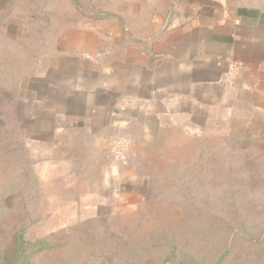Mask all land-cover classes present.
<instances>
[{"label":"rangeland","instance_id":"1","mask_svg":"<svg viewBox=\"0 0 264 264\" xmlns=\"http://www.w3.org/2000/svg\"><path fill=\"white\" fill-rule=\"evenodd\" d=\"M116 7L0 0V263L264 264V111L239 112L204 143L63 127L60 56L78 31L116 22Z\"/></svg>","mask_w":264,"mask_h":264},{"label":"crops","instance_id":"2","mask_svg":"<svg viewBox=\"0 0 264 264\" xmlns=\"http://www.w3.org/2000/svg\"><path fill=\"white\" fill-rule=\"evenodd\" d=\"M116 3V22L78 31L60 56L69 63V87L54 91L63 127L204 143L239 112L264 111V0ZM86 51L105 54L92 63L78 56ZM232 61L241 66L228 77Z\"/></svg>","mask_w":264,"mask_h":264},{"label":"built area","instance_id":"3","mask_svg":"<svg viewBox=\"0 0 264 264\" xmlns=\"http://www.w3.org/2000/svg\"><path fill=\"white\" fill-rule=\"evenodd\" d=\"M99 57V55H86L85 58L87 60H96V58ZM240 63L236 62V61H232L229 63L228 65V69H227V76L228 77H231L233 76L234 74H236L238 72V70L240 69ZM127 146H128V143L126 141H123V140H119L117 141L115 144H114V147H113V151H114V155H115V158L116 159H123L124 158V153L126 152L127 150Z\"/></svg>","mask_w":264,"mask_h":264},{"label":"trees","instance_id":"4","mask_svg":"<svg viewBox=\"0 0 264 264\" xmlns=\"http://www.w3.org/2000/svg\"><path fill=\"white\" fill-rule=\"evenodd\" d=\"M88 2H90V0H88ZM105 16H109V15L106 14V13H104V14L102 13L101 17H105ZM10 104L12 105V103H10ZM20 235L21 234H19V235L16 236L17 237L16 238L17 239V245L15 246L14 253L22 254L23 249H21V246H20L21 245V241H20L21 236ZM34 248H36V251L41 252L42 251V244L40 242H37L34 245ZM10 262H11V259H9L8 257H3L0 264H10ZM25 263H26L25 262V259H23V257H22V259L20 260L19 264H25Z\"/></svg>","mask_w":264,"mask_h":264}]
</instances>
